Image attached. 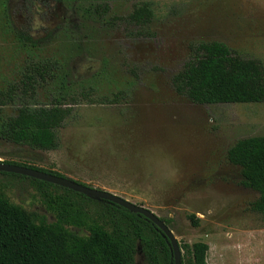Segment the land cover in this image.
Masks as SVG:
<instances>
[{
  "label": "rangeland",
  "instance_id": "1",
  "mask_svg": "<svg viewBox=\"0 0 264 264\" xmlns=\"http://www.w3.org/2000/svg\"><path fill=\"white\" fill-rule=\"evenodd\" d=\"M50 1L54 8L37 19L46 36L31 46L15 32L24 20L21 0H0V90L30 62L49 59L64 71L39 90V102H49L62 81L69 91L92 87L98 100L74 106L58 130V149L0 138V161L61 173L171 219L178 240L209 244L208 264H264V218L250 206L258 192L227 159L236 140L264 135V102L199 104L173 85L200 42L220 41L264 62V0ZM145 2L154 13L145 27L150 36L114 24ZM120 93L119 102L99 100ZM16 112L17 104L3 109L5 116ZM0 192L48 214L29 181L0 174Z\"/></svg>",
  "mask_w": 264,
  "mask_h": 264
},
{
  "label": "trees",
  "instance_id": "2",
  "mask_svg": "<svg viewBox=\"0 0 264 264\" xmlns=\"http://www.w3.org/2000/svg\"><path fill=\"white\" fill-rule=\"evenodd\" d=\"M20 8L24 20L15 29L17 38L24 44L38 46L39 39L46 36L40 31L46 27L37 19L50 13L54 6L50 0H21ZM96 9L106 13L109 6L98 5ZM153 15L145 2L128 15L112 20L132 28L133 36L146 37L152 34L145 27ZM126 61L124 57V65L128 66ZM61 64L49 59L32 61L17 82L0 90L1 139L33 149H58V130L74 106L81 100H98L92 87L69 91L62 81L49 102H39V90L59 80L64 71ZM173 85L177 92L199 104L264 102V62L244 56L220 41L200 42L173 77ZM120 96L121 93L99 100L115 103ZM12 104H17V112L3 115L4 107ZM227 159L241 168L242 184L258 192L250 206L264 218V135L236 140L227 150ZM3 162L63 176L20 162ZM0 174L29 181L39 191L48 212L26 209L0 192V264H137L139 252L142 264H175L169 239L144 215L47 181L9 172ZM190 218L196 223L193 215ZM163 220L170 228L171 219ZM178 241L181 264H208L207 242Z\"/></svg>",
  "mask_w": 264,
  "mask_h": 264
},
{
  "label": "water",
  "instance_id": "3",
  "mask_svg": "<svg viewBox=\"0 0 264 264\" xmlns=\"http://www.w3.org/2000/svg\"><path fill=\"white\" fill-rule=\"evenodd\" d=\"M0 172H9L15 174H21L25 176H29L32 178H36L39 180L47 181L62 187L69 188L73 191L80 192L87 197L96 200V201H109L116 203L120 206H123L130 210L133 213H138L144 215L147 219L152 221L159 229L162 230L163 235L167 237L172 245L173 255L175 259V264H181V249L179 246V241L174 235L173 231L168 227L163 219H161L158 215H156L150 209L139 205L137 203L131 202L128 199L115 194L113 192L99 189L96 187L88 186L84 183L78 182L76 180L54 175L49 172H45L39 169H35L32 167L22 166L13 163H6L0 161Z\"/></svg>",
  "mask_w": 264,
  "mask_h": 264
}]
</instances>
